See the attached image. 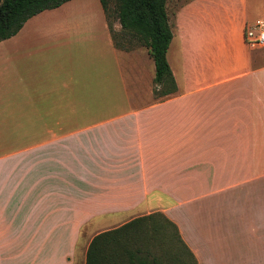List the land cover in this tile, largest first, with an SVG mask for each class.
I'll return each mask as SVG.
<instances>
[{
    "label": "crops",
    "instance_id": "obj_1",
    "mask_svg": "<svg viewBox=\"0 0 264 264\" xmlns=\"http://www.w3.org/2000/svg\"><path fill=\"white\" fill-rule=\"evenodd\" d=\"M61 6L0 40V264H72L99 231L156 211L196 264H264V62L242 39L264 0L252 16L248 0L186 4L175 92L157 99L143 46L114 47L103 15L82 47L76 24L45 15Z\"/></svg>",
    "mask_w": 264,
    "mask_h": 264
},
{
    "label": "trees",
    "instance_id": "obj_2",
    "mask_svg": "<svg viewBox=\"0 0 264 264\" xmlns=\"http://www.w3.org/2000/svg\"><path fill=\"white\" fill-rule=\"evenodd\" d=\"M66 1L0 0V40L15 34L29 17ZM98 1L114 47L130 50L143 46L146 49L153 62V98L175 92L174 78L166 59L172 33L165 0H114L111 9L106 6L105 0ZM109 13L119 25L117 30L107 20ZM117 34L125 40L122 38L117 42ZM148 225L150 231H146ZM158 226L163 229L161 233L158 232ZM153 240L157 242L156 246ZM165 241L170 248L174 247L175 253L160 251ZM163 259H167L170 264H196L175 224L156 211L93 235L86 246L83 264H162Z\"/></svg>",
    "mask_w": 264,
    "mask_h": 264
},
{
    "label": "rangeland",
    "instance_id": "obj_3",
    "mask_svg": "<svg viewBox=\"0 0 264 264\" xmlns=\"http://www.w3.org/2000/svg\"><path fill=\"white\" fill-rule=\"evenodd\" d=\"M191 0H165L166 5V14L167 19L170 25V29L172 32L176 31L177 27V18L179 16V12L188 4ZM106 6L111 9L114 4V0H105ZM60 8H56L55 10H49L45 15L49 14L50 21L56 20L60 22H64L68 25H75L74 31H69V33L74 32L73 34H76L75 38L73 40L77 39H83L82 47H86V45H94L98 46L100 44V33L102 32V23H103V14L101 12V8L99 6L98 0H69L63 4ZM254 0H248V15L252 16L255 12L254 10ZM184 16V14H183ZM215 19L217 20L219 18L218 15H214ZM255 16V15H254ZM45 17V16H44ZM44 17L42 18L41 14H38L35 16L32 20H30L33 23L42 22L44 20ZM30 18V17H29ZM55 18V19H54ZM254 19V18H253ZM107 20L112 23H114L115 19L111 13L107 15ZM36 29V28H35ZM124 39L120 34L115 35V39L117 42H119L121 39ZM124 44H127L126 42H123ZM93 46V47H94ZM251 53H254L256 55V58L254 59L252 65H261V62H264L263 59L260 60L259 53L261 48H250ZM170 53L173 54V60L175 63H177V57H178V47L177 44L173 45L171 41L169 42V45L166 50V57H170ZM262 53V52H261ZM3 96V104H10V95L9 94H2ZM116 96V95H115ZM9 109V108H8ZM7 109V110H8ZM101 117V116H99ZM98 117V118H99ZM0 126V129H2ZM8 131L12 129V127L7 126ZM158 232L161 233L163 229L161 227H157ZM97 230V229H96ZM95 230V231H96ZM93 231V232H95ZM146 231H150V225L146 227ZM100 232V231H99ZM87 233V229H84L83 232H81L82 239L80 240V244L83 243L84 239L87 240V237L85 238V235ZM148 233V232H146ZM5 233L3 231V238L2 243L3 245H10L11 241H15L14 238H6ZM153 245L156 246L157 242L153 240ZM153 246V247H154ZM155 248V247H154ZM86 249V248H85ZM164 250L169 253H172L175 249L170 248L167 245V241L160 247V251ZM178 251V250H177ZM84 254L85 250L83 248H77L75 253L71 256L70 260L72 264H83L84 262ZM162 264H170V262L167 259L162 260Z\"/></svg>",
    "mask_w": 264,
    "mask_h": 264
},
{
    "label": "built area",
    "instance_id": "obj_4",
    "mask_svg": "<svg viewBox=\"0 0 264 264\" xmlns=\"http://www.w3.org/2000/svg\"><path fill=\"white\" fill-rule=\"evenodd\" d=\"M244 43L251 47H264V19L255 18L245 22L242 29Z\"/></svg>",
    "mask_w": 264,
    "mask_h": 264
}]
</instances>
